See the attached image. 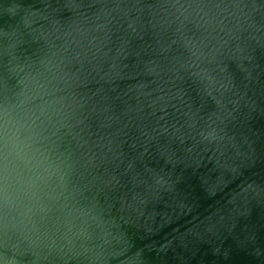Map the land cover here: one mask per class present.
<instances>
[{"label":"water","instance_id":"water-1","mask_svg":"<svg viewBox=\"0 0 264 264\" xmlns=\"http://www.w3.org/2000/svg\"><path fill=\"white\" fill-rule=\"evenodd\" d=\"M0 264H264V0H0Z\"/></svg>","mask_w":264,"mask_h":264}]
</instances>
